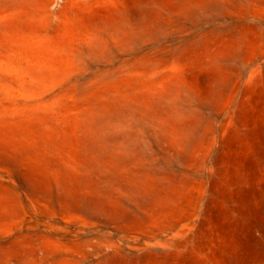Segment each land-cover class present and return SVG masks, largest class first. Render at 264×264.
<instances>
[{
	"label": "rangeland",
	"instance_id": "1",
	"mask_svg": "<svg viewBox=\"0 0 264 264\" xmlns=\"http://www.w3.org/2000/svg\"><path fill=\"white\" fill-rule=\"evenodd\" d=\"M0 264H264V0H0Z\"/></svg>",
	"mask_w": 264,
	"mask_h": 264
}]
</instances>
